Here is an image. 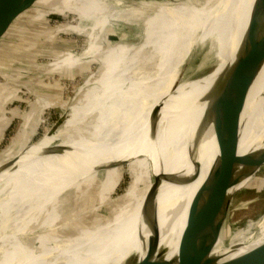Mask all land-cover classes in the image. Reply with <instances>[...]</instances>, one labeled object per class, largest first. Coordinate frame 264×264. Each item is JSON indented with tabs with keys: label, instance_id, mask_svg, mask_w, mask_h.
<instances>
[{
	"label": "bare ground",
	"instance_id": "6f19581e",
	"mask_svg": "<svg viewBox=\"0 0 264 264\" xmlns=\"http://www.w3.org/2000/svg\"><path fill=\"white\" fill-rule=\"evenodd\" d=\"M59 1L72 14L84 13L83 8L93 16L96 12L104 13V17L111 14L105 13L104 0H39L37 4L43 9ZM244 1L246 0H218L216 14L211 11L206 15L198 42L212 40L213 60L216 64L209 73L178 86H175L176 62L191 49L195 26L189 23L200 13L191 11L187 5L176 8L163 6L161 17L153 24L152 30L140 46L141 50L152 47L158 60L154 66L156 74L151 77L134 76L131 71L133 66L126 60L122 67L116 69V92L110 96H91L92 100L83 111L75 114L96 117L92 133L81 141L76 135H70L63 141H59L56 136L45 137L32 148L23 162L25 167L34 162L30 174L20 178L8 172L0 174V185L3 187L0 191V229L4 230L0 235V264H108L112 249L128 250L124 262L116 264H138L147 257L149 251L158 245L160 237L170 231L164 230L160 236L158 211L161 205L186 195L195 198L216 166L219 151L216 143H211L213 127L205 130L203 119L200 118L197 126L192 128L193 134L198 136L194 137L195 141L189 146L190 163L181 165L168 174L161 171L154 174L157 179L152 186L133 196L131 204L132 198L125 201L110 219L95 221L80 229L75 228L79 231L76 236L57 240L58 233L52 234V230L65 220L62 212L65 203L60 198L73 192V200L77 201L84 196V192L98 188L99 201L104 204L118 185L121 165L146 156L142 143L141 148L124 158L127 149L135 140L140 139L139 136L144 131L158 127L164 120L179 113L210 106V102L201 103L199 100L234 62L238 39L232 40L228 46L232 23L235 22V29L242 25L244 31L264 28V13L254 21L251 5H248L243 19L235 18L241 12ZM251 1L249 0L250 4ZM125 72L130 76H124ZM147 99H152L150 105H147ZM247 104L253 114L240 126L239 147L228 171L230 177L240 175L244 170L242 163L252 154L264 150V66L249 91ZM56 142L57 145L64 146L59 155L56 154L58 147L52 154ZM158 145L161 146V143ZM212 148L214 151L209 154ZM6 162H11V159ZM195 162L198 164L197 168L193 165ZM2 166L0 163V168ZM161 167L163 165L156 168ZM97 170L101 172L97 173ZM101 175H104V180L99 182ZM109 181L111 185L106 187ZM241 187L239 185L231 191ZM65 200L67 201L66 197ZM189 200L190 198L188 203ZM145 204L149 209L146 221L140 217ZM150 215L152 235L156 238H149L148 234H144ZM226 218L227 215L223 219V226L227 224ZM63 229L69 230V227L65 225ZM70 229L74 230V226H70ZM184 230L160 247L167 252L169 249L166 259H176L177 264L180 262L179 245ZM223 232L222 228L220 239L211 255L222 261L238 258L264 243V221L247 240L233 246L230 245L231 242L227 246L222 245ZM33 234H36L37 239L29 250L23 240L25 236ZM138 236L140 239H137ZM206 238L199 237L196 243L205 246ZM234 239L233 236L231 240ZM211 256L205 261L210 260Z\"/></svg>",
	"mask_w": 264,
	"mask_h": 264
},
{
	"label": "rangeland",
	"instance_id": "374dc122",
	"mask_svg": "<svg viewBox=\"0 0 264 264\" xmlns=\"http://www.w3.org/2000/svg\"><path fill=\"white\" fill-rule=\"evenodd\" d=\"M217 1L104 0L105 13L113 15L107 17L100 12H96L95 16L89 15L86 8H83L84 13L72 14L59 1L43 9L39 7L25 16L0 43V163L4 165L8 159L12 161L21 157L28 150L12 169L4 172L18 178L30 174L34 162L26 167L23 162L35 145L31 149L26 146L45 137L56 136L63 141L70 135H76L81 141L92 133L96 117L75 114L83 111L92 100L91 96H110L116 92V69L122 67L126 60L133 66L131 71L134 76L151 77L156 74L154 66L158 60L152 47L141 50L140 46L161 17L163 6L176 8L187 5L191 11L200 13L193 21L189 19L190 23L185 20L194 24L195 37L189 53L176 62L175 86L209 73L214 68L212 40L199 43L198 37L206 15L211 11L216 14ZM124 76L130 74L125 72ZM245 102L240 124L253 114L247 99ZM151 103L152 99H147V105ZM207 108L203 106L179 113L164 120L158 127L144 131L140 139L127 149L124 158L141 148L142 143L146 156L121 165L118 185L104 204L99 201L98 188L84 192V196L77 201L73 200V192L63 195L60 199L63 198L65 203L62 212L66 221L54 226L52 234L58 233L56 239L73 238L79 233L75 228L110 219L125 201L152 186L157 179L154 174L159 171L168 174L190 163L189 146L198 136L193 134L192 128L197 126L200 118L205 121L203 112ZM63 147L57 148V155ZM17 148L20 149L16 151ZM55 149H52L53 155ZM212 151L213 148L209 154ZM158 165L163 167L157 169ZM103 180L104 175H101L98 181ZM244 182L241 184L243 189L231 200L227 224L223 226L224 246L229 242L233 246L247 240L264 221V166ZM110 185L109 181L106 187ZM2 188L0 185V191ZM193 199L192 195H186L161 205L158 211L160 236L164 230L170 231L160 237L159 247L172 241L185 229L189 204ZM132 201L133 198L130 204ZM64 224L69 230L63 229ZM70 226H74V230ZM152 227L150 215L144 234L156 238L152 235ZM3 233L4 230L0 229V235ZM233 236L235 239L231 240ZM24 238L30 250L37 239L36 234ZM127 254V249H112L108 264L124 262Z\"/></svg>",
	"mask_w": 264,
	"mask_h": 264
},
{
	"label": "water",
	"instance_id": "95a60500",
	"mask_svg": "<svg viewBox=\"0 0 264 264\" xmlns=\"http://www.w3.org/2000/svg\"><path fill=\"white\" fill-rule=\"evenodd\" d=\"M38 1L0 0V43L25 16L38 9ZM243 3L241 12L235 18L243 19L248 5L252 6L254 21L264 13V0H252L251 4L246 0ZM233 23L228 46L231 45L232 40L238 39L234 62L223 71L209 91L199 100L201 103L210 102V106L203 112L204 125L205 130L213 127L211 143H216L219 156L216 166L190 205L179 245V264H264V243L228 261L211 256L219 240L223 219L228 214L231 200L243 188L231 190L252 178L264 166V150H260L242 163L244 170L240 175L230 177L228 174L231 161L239 147L241 112L249 91L264 66V28L257 27L244 31L242 25L235 29ZM213 62L215 66V60ZM36 143L26 147L31 149ZM27 151L21 157H24ZM21 157L5 163L0 168V174L12 169ZM193 165L198 167L196 162ZM99 172L101 171L97 170V173ZM148 213V205L145 204L140 211V217L146 221ZM211 235L214 236L209 240ZM204 236L209 242L206 241L205 246L197 244V238ZM168 252L161 249L158 244L149 251L140 264H177L176 259H166ZM210 256L211 259L205 261Z\"/></svg>",
	"mask_w": 264,
	"mask_h": 264
}]
</instances>
